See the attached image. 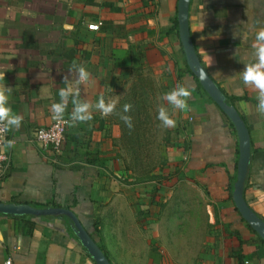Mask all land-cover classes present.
Returning a JSON list of instances; mask_svg holds the SVG:
<instances>
[{
  "label": "crops",
  "instance_id": "1",
  "mask_svg": "<svg viewBox=\"0 0 264 264\" xmlns=\"http://www.w3.org/2000/svg\"><path fill=\"white\" fill-rule=\"evenodd\" d=\"M176 13L177 0H0V85L11 88L7 106L22 117L7 131L13 146L2 147L0 203L70 211L109 264H264V241L231 199L236 134L202 90L186 110L168 112L175 127L165 128L164 166L151 178L124 175L119 126L94 107L91 121L66 126L56 163L29 141L35 128L57 121L51 105L66 76L93 106L100 96L118 103L139 81L146 100L156 85L192 92ZM187 28L201 68L248 133L242 198L264 223V115L239 77L254 62L264 0H190ZM74 61L90 73L87 84L69 73ZM72 110L70 97L65 120ZM67 220L0 215V264H94Z\"/></svg>",
  "mask_w": 264,
  "mask_h": 264
},
{
  "label": "clouds",
  "instance_id": "2",
  "mask_svg": "<svg viewBox=\"0 0 264 264\" xmlns=\"http://www.w3.org/2000/svg\"><path fill=\"white\" fill-rule=\"evenodd\" d=\"M256 44L254 45V51L252 53V59L254 62L244 64V70L239 73V77L242 83L246 87H250L257 92L256 99L258 101L256 111L260 115H264V29H261L256 33ZM76 73L77 85L87 84L90 80V73L83 66H78L75 61L73 62L69 73ZM4 73H0V80H4ZM65 87L58 90L60 101L51 105L52 118L60 121L72 127L78 123H87L93 119L92 109L95 108L101 115V117H108L115 113L117 100L109 99L105 100L104 96H100L95 105H91L87 101L79 99L80 90L79 87L73 88L72 84L68 81V77L64 78ZM11 88L0 85V132H7L12 128H19L21 125L22 117L12 112L8 107L9 93ZM192 92L182 84H177L174 89L164 94L163 100L170 105L173 110L184 111L188 108V99L191 97ZM71 97V103L73 110L70 113L67 120L64 119L69 98ZM241 108L247 110L248 105L241 103ZM130 104L123 106V113H127L131 110ZM120 119L124 121L126 126L132 127L131 117L118 113ZM157 119L161 121L162 126L165 128L175 127V120L170 117L168 110L160 106L158 109ZM13 141H6L4 148H11Z\"/></svg>",
  "mask_w": 264,
  "mask_h": 264
},
{
  "label": "water",
  "instance_id": "3",
  "mask_svg": "<svg viewBox=\"0 0 264 264\" xmlns=\"http://www.w3.org/2000/svg\"><path fill=\"white\" fill-rule=\"evenodd\" d=\"M189 1L190 0H177L176 13L178 38L185 58V63L192 76L196 79L201 90L226 117L234 129L238 144V158L236 164V177L233 184L231 199L240 218L247 224L255 235L264 241V223L251 212V210L245 205L242 198L243 182L249 159L248 133L235 109L225 103L223 95L208 78L194 54L187 28V11ZM0 215L13 217H64L70 221L74 237L93 263L109 264L103 253L91 240L89 235L82 229L73 213L68 210L62 208L36 209L22 204L16 205L0 203Z\"/></svg>",
  "mask_w": 264,
  "mask_h": 264
},
{
  "label": "trees",
  "instance_id": "4",
  "mask_svg": "<svg viewBox=\"0 0 264 264\" xmlns=\"http://www.w3.org/2000/svg\"><path fill=\"white\" fill-rule=\"evenodd\" d=\"M187 72L192 76V74L188 69ZM192 78L196 82V87L195 89L192 90L191 97L198 98L200 97L199 94L201 88L198 85L196 79L193 76ZM147 88L148 85L144 81H139L137 84L131 85L128 90V93L118 101L116 105L115 113L112 114L114 123H116L119 126V131H120V136L118 140L119 149L122 151L123 155L127 157V160L125 158L123 160L124 161L123 173H125L124 175H126V173L129 172L135 173L137 177H139V179L154 177L155 176L154 173L161 170L160 167L157 166L155 167V165L151 166V163L148 162L147 159L148 156L145 152L147 148V139H148V131L146 129V125L149 120L148 115H146V107H145V102H146L145 96H146ZM224 99H225V103L227 105H230V101L225 97ZM125 104H130L132 106L131 110L127 113H123V106ZM118 113H122L124 115L131 117V124H132L131 128L126 126L124 121L120 119ZM227 123L229 127L233 130V127L228 120ZM177 136H179L178 133H176V137ZM166 142L167 140H164V143ZM35 208L38 207L36 206ZM70 233L72 235V232ZM99 250L103 253L101 248H99Z\"/></svg>",
  "mask_w": 264,
  "mask_h": 264
},
{
  "label": "built area",
  "instance_id": "5",
  "mask_svg": "<svg viewBox=\"0 0 264 264\" xmlns=\"http://www.w3.org/2000/svg\"><path fill=\"white\" fill-rule=\"evenodd\" d=\"M99 26V24L88 25L87 30L97 31ZM66 126L67 124L65 123L54 121L47 127L35 128L29 141L38 145L42 150L48 153L51 163H56L61 152V146L64 142ZM0 127H2V125H0ZM6 141L7 132H0V181L8 168V157L2 151V147ZM4 264H9V262L6 261Z\"/></svg>",
  "mask_w": 264,
  "mask_h": 264
},
{
  "label": "rangeland",
  "instance_id": "6",
  "mask_svg": "<svg viewBox=\"0 0 264 264\" xmlns=\"http://www.w3.org/2000/svg\"><path fill=\"white\" fill-rule=\"evenodd\" d=\"M163 88L164 87L161 85H156L152 92L149 91L152 98L147 99L145 102V107L151 115L149 121L150 129L148 131L147 148L145 152L148 156V162L151 163V166L155 165V167L164 166L160 158V151L162 149V145L164 144V140L169 138V132L162 126L161 121L157 119L158 109L160 106L165 107L168 112L173 109L165 100L162 99L164 94L168 93L167 89ZM124 158L127 160V157L124 156Z\"/></svg>",
  "mask_w": 264,
  "mask_h": 264
}]
</instances>
